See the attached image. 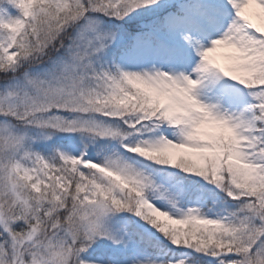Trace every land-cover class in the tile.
<instances>
[{"label": "snow or ice", "instance_id": "6c2138e0", "mask_svg": "<svg viewBox=\"0 0 264 264\" xmlns=\"http://www.w3.org/2000/svg\"><path fill=\"white\" fill-rule=\"evenodd\" d=\"M0 264H264V0H0Z\"/></svg>", "mask_w": 264, "mask_h": 264}]
</instances>
